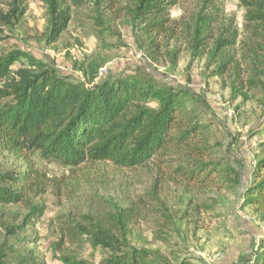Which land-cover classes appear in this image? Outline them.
<instances>
[{"label": "rangeland", "instance_id": "rangeland-1", "mask_svg": "<svg viewBox=\"0 0 264 264\" xmlns=\"http://www.w3.org/2000/svg\"><path fill=\"white\" fill-rule=\"evenodd\" d=\"M109 1L97 7L94 0H83L82 7L74 10L69 29L56 44L48 46L44 0H0V16H9L14 23L0 25V46L31 51L60 74L73 78L82 76L81 68L76 67L99 59V77L137 73L189 89L208 105L217 157L230 161L240 171L241 182L238 186L221 181L197 184L182 179L158 161L134 169L110 162L69 168L30 155L39 186L27 201L0 206V240L7 237L9 261L16 264L22 256L34 258L39 264H65L61 258L67 256L101 264L109 251L88 242L86 231L96 222L108 225L116 212L127 209L122 217L126 228L120 229L123 235L113 231L124 237L130 248L159 250L169 264H256L264 222L253 208H242L240 201L243 187L253 179V169L264 156V136L255 134L264 125V75L249 85V101L232 99L230 79L213 75L209 55L194 54L184 32L204 10L215 20L206 39L207 48L215 33L230 25L240 35L230 52L240 60L248 41L254 38L245 6L241 0H218L217 11L207 9L205 0H181L170 12L178 28L172 36L159 40L160 50L147 51V39L140 30L143 20L134 21L131 14L133 1ZM16 7H26L21 20L12 13ZM98 13L104 21L102 27ZM248 69L243 63L242 77L249 82ZM1 163L24 169L30 165L8 154ZM35 206L42 207L43 214L37 213V218H30L31 223L24 225ZM9 226L17 228L7 234Z\"/></svg>", "mask_w": 264, "mask_h": 264}, {"label": "trees", "instance_id": "trees-1", "mask_svg": "<svg viewBox=\"0 0 264 264\" xmlns=\"http://www.w3.org/2000/svg\"><path fill=\"white\" fill-rule=\"evenodd\" d=\"M82 1L44 0L48 46L56 44L69 29L74 10L82 7ZM131 1L134 21L143 20L140 30L147 39V51L160 50L159 40L172 36L178 28L170 12L181 0ZM217 1L205 0L207 9L218 11ZM241 1L254 35L242 59L231 55L240 35L230 25L222 26L207 48L206 39L212 34L215 20L204 10L184 32L194 54L209 55L213 75L230 79L232 99L241 97L249 101V85L258 82L260 74L264 75V0ZM106 2L94 0L97 7ZM12 13L21 20L26 7H16ZM98 15L102 27L104 21L101 13ZM13 24L11 17L0 16V25ZM243 63L249 68V82L242 77ZM101 65L99 59L89 60L84 67H76L81 68L82 76L73 78L60 74L31 51L0 46V206L27 201L39 186L37 171L28 157L35 154L69 168L88 162H110L119 168L134 169L158 161L182 179L197 184H240V171L230 161L217 157L213 122L202 98L187 88L159 83L137 73L102 78ZM255 134L264 136V125ZM6 154L29 161V168L5 167L1 160ZM240 205L253 208L264 222V156L253 169V179L242 189ZM37 213L41 216L43 208L31 207L24 225L31 223L30 218H37ZM126 213L127 209L116 212L108 225L96 222L86 231L88 242L109 251L101 264H169L161 251L130 248L124 237L115 235L113 229L120 233V229L126 228L122 218ZM16 228L9 226L7 234ZM3 237L0 264H12L5 247L7 237ZM260 240L256 264H264V236ZM61 260L65 264H88L67 256ZM16 264L39 263L21 256Z\"/></svg>", "mask_w": 264, "mask_h": 264}, {"label": "built area", "instance_id": "built-area-1", "mask_svg": "<svg viewBox=\"0 0 264 264\" xmlns=\"http://www.w3.org/2000/svg\"><path fill=\"white\" fill-rule=\"evenodd\" d=\"M103 70V69H102ZM102 74V73H101Z\"/></svg>", "mask_w": 264, "mask_h": 264}]
</instances>
